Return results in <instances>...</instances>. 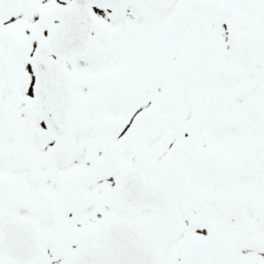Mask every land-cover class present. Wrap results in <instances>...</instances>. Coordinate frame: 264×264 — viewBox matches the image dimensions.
<instances>
[{
    "label": "snow or ice",
    "instance_id": "obj_1",
    "mask_svg": "<svg viewBox=\"0 0 264 264\" xmlns=\"http://www.w3.org/2000/svg\"><path fill=\"white\" fill-rule=\"evenodd\" d=\"M0 264H264V0H0Z\"/></svg>",
    "mask_w": 264,
    "mask_h": 264
}]
</instances>
